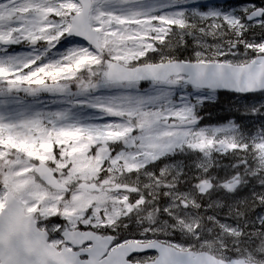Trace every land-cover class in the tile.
I'll return each instance as SVG.
<instances>
[{
	"label": "snow or ice",
	"instance_id": "6c2138e0",
	"mask_svg": "<svg viewBox=\"0 0 264 264\" xmlns=\"http://www.w3.org/2000/svg\"><path fill=\"white\" fill-rule=\"evenodd\" d=\"M0 264H264V0H0Z\"/></svg>",
	"mask_w": 264,
	"mask_h": 264
},
{
	"label": "trees",
	"instance_id": "16d2710c",
	"mask_svg": "<svg viewBox=\"0 0 264 264\" xmlns=\"http://www.w3.org/2000/svg\"><path fill=\"white\" fill-rule=\"evenodd\" d=\"M243 1V0H242ZM257 3H261V1L259 0H256ZM225 97L229 98L230 96L228 95H224ZM229 103V99L228 101H222L220 100L219 103H217L215 106V108H210L209 110H207V113H209L210 115L214 114V115H218L217 113L220 111V110H223L225 107L227 108V105Z\"/></svg>",
	"mask_w": 264,
	"mask_h": 264
},
{
	"label": "rangeland",
	"instance_id": "374dc122",
	"mask_svg": "<svg viewBox=\"0 0 264 264\" xmlns=\"http://www.w3.org/2000/svg\"><path fill=\"white\" fill-rule=\"evenodd\" d=\"M220 0H193V3L200 5V3L208 6H213L214 3H218ZM16 48H19V46H16ZM46 101H49L51 97L45 96L43 97ZM232 100L235 102V99L232 98ZM226 123V122H224ZM220 124V123H219ZM211 125H216V124H211Z\"/></svg>",
	"mask_w": 264,
	"mask_h": 264
}]
</instances>
